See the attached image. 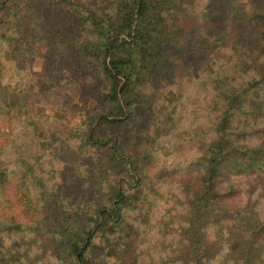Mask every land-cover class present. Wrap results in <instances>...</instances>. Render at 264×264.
Listing matches in <instances>:
<instances>
[{
    "label": "trees",
    "instance_id": "16d2710c",
    "mask_svg": "<svg viewBox=\"0 0 264 264\" xmlns=\"http://www.w3.org/2000/svg\"><path fill=\"white\" fill-rule=\"evenodd\" d=\"M196 3L0 0V264H264V4L227 41ZM171 50L199 110L152 98Z\"/></svg>",
    "mask_w": 264,
    "mask_h": 264
},
{
    "label": "rangeland",
    "instance_id": "374dc122",
    "mask_svg": "<svg viewBox=\"0 0 264 264\" xmlns=\"http://www.w3.org/2000/svg\"><path fill=\"white\" fill-rule=\"evenodd\" d=\"M253 5L264 4V0H251ZM237 6L243 8L242 11L237 10ZM248 9L247 0H197L194 10L197 12H202L206 15V21L202 26H213L214 30L220 31L224 34L227 41L233 38V34L230 32L235 23H230L229 14H242ZM199 26V25H195ZM251 26V37L257 38L263 35L264 32L261 29V24L257 19L250 23ZM194 27V26H193ZM201 27V26H200ZM238 27V25H236ZM241 32V31H240ZM10 44L16 42L15 38H10L8 40ZM177 51L171 50V55L169 56V67L165 73L157 79V88L153 90L152 98L153 100L166 107L170 101H177L186 107L191 109L199 110L203 106V95L200 92L202 80L201 75L198 73V67L196 58L188 54L190 61H184L181 57L177 56ZM10 53H6L5 61L0 63V72L4 79L5 84L8 86L10 91V100L13 105L15 114H17L22 108V101L19 96L14 91L13 84L11 82V77L9 70L7 69L6 63L8 62ZM44 57L38 58L34 63L35 79L34 82L28 87L30 96L35 92H39V82L42 80V71L44 65ZM6 62V63H5ZM22 98L24 100L29 99V95L26 94ZM158 100V102H157ZM28 107L33 110H37L41 113H47L51 116L56 114L51 111L46 106L43 105H32L28 102ZM219 109V107H218ZM83 117L78 116L73 119L72 125L78 129H81ZM30 123L29 119L25 121V125ZM26 129L23 127L16 132V134L22 138ZM124 148L127 147V138L124 137ZM175 151V149H174ZM183 157L181 154L177 153L168 162L169 163H181ZM99 243V242H98Z\"/></svg>",
    "mask_w": 264,
    "mask_h": 264
}]
</instances>
